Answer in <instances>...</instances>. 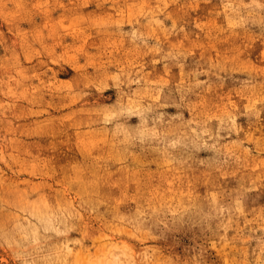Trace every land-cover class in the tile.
Returning <instances> with one entry per match:
<instances>
[{"label":"rangeland","instance_id":"rangeland-1","mask_svg":"<svg viewBox=\"0 0 264 264\" xmlns=\"http://www.w3.org/2000/svg\"><path fill=\"white\" fill-rule=\"evenodd\" d=\"M101 258L264 262V0H0V264Z\"/></svg>","mask_w":264,"mask_h":264},{"label":"bare ground","instance_id":"bare-ground-1","mask_svg":"<svg viewBox=\"0 0 264 264\" xmlns=\"http://www.w3.org/2000/svg\"><path fill=\"white\" fill-rule=\"evenodd\" d=\"M83 260L85 261L86 259H83ZM82 264H84V263H82ZM90 264H106V262L104 261V258H101V259L91 261ZM260 264H264V262H262Z\"/></svg>","mask_w":264,"mask_h":264}]
</instances>
